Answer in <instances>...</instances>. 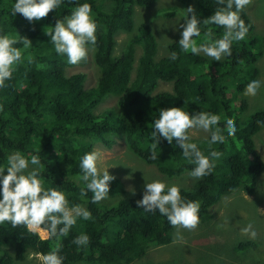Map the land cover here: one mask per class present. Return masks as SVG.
Here are the masks:
<instances>
[{
	"label": "trees",
	"instance_id": "trees-1",
	"mask_svg": "<svg viewBox=\"0 0 264 264\" xmlns=\"http://www.w3.org/2000/svg\"><path fill=\"white\" fill-rule=\"evenodd\" d=\"M157 1L0 0V219H10L0 222V264L23 262L27 254L48 264H152L146 257L172 243L177 219L203 226L213 207L264 172L254 150L264 110L247 113L240 100L259 76L264 36L251 35L233 54L225 43L226 12L236 10L243 21L241 8L251 0H173L172 12L184 14L191 36L171 42L156 60V37L132 11ZM69 19L93 27L87 38L96 48L94 87L85 88L86 73L65 71L62 53L75 55L58 32ZM121 33L128 43L115 56ZM160 82L171 91L157 92ZM110 98L113 106L96 114ZM189 126L206 139H190ZM111 137L161 176L198 181L189 190L159 187L130 197L123 177L92 172V143L109 148ZM30 184L43 196L29 193ZM64 205L79 211L64 215ZM244 243L235 246L238 254L251 251Z\"/></svg>",
	"mask_w": 264,
	"mask_h": 264
},
{
	"label": "rangeland",
	"instance_id": "rangeland-1",
	"mask_svg": "<svg viewBox=\"0 0 264 264\" xmlns=\"http://www.w3.org/2000/svg\"><path fill=\"white\" fill-rule=\"evenodd\" d=\"M172 1L158 0L148 9L134 7L132 11L136 24H148L156 37V60L167 55L166 47L171 42L185 41L191 36L192 26L188 21L183 20L181 16L184 14L181 11L176 10V15L173 14L172 11L175 6L170 5ZM263 5L264 0H251L246 8V13L249 18L254 20L256 31L259 32L260 36L261 34L264 36ZM74 21L76 19H69L67 24L61 26L65 40L74 43L73 48H77L76 52L86 55L87 60L90 61L96 48L90 46L92 43H82L79 39L80 31L83 33L88 28V23L84 20H79L77 23ZM134 33H137V28ZM116 41L113 55L118 56L121 54L123 46L128 43V34H119ZM140 54L141 51L138 49L135 58L138 59ZM62 56L69 61L68 64H65L67 75L79 72L86 73L85 88L94 87L97 80L92 63L89 62L87 66L79 67L78 62L67 53H62ZM257 67L259 76L240 95V100L248 104L247 113L254 111L255 108L264 110V55L258 58ZM46 85L48 84L45 83L43 87ZM50 87L52 88V86ZM26 88V86L22 87V89ZM156 90L157 92L171 91V85L160 82ZM114 102V98L106 100L96 108L95 113L99 114L102 110L112 107ZM46 120L50 121V117ZM188 134L190 139L197 140H204L207 135L204 130H198L193 126H189ZM111 138L114 142L110 146L111 148H106L101 143H92L90 157L92 172L103 176L117 175L123 177L121 182H123L122 184L130 197L149 192L154 193L153 191L159 187L165 190H189L188 188H191L193 183L198 181L197 177L191 174L165 178L153 166H148L137 159L127 150L122 140L115 137ZM254 150L264 167V129L254 137ZM136 178H139L141 182H137ZM78 183L81 184L82 182L78 181ZM251 183L250 188L238 189L231 196L225 198L221 205L213 207L210 210L213 218L201 227L183 217L177 219L174 231L171 233L172 243L169 246H162L153 250L146 257V260L152 261V264H166L167 262L172 264H264V172L257 179H252ZM2 185L3 175L0 172V188ZM29 193L43 196L44 191L42 187L30 184ZM166 193H168L166 199L172 197L169 194L170 191H166ZM62 211L64 215H72L79 210H71L64 205ZM235 216L241 218L243 223L238 225ZM32 224L34 225V223H28L26 229L37 233L41 239L48 238L47 231V234L44 235L40 232L41 227L36 224L31 226ZM244 242L250 243L251 251L238 254L235 246L238 244L246 245ZM24 260L17 264H48L36 254H27Z\"/></svg>",
	"mask_w": 264,
	"mask_h": 264
},
{
	"label": "clouds",
	"instance_id": "clouds-1",
	"mask_svg": "<svg viewBox=\"0 0 264 264\" xmlns=\"http://www.w3.org/2000/svg\"><path fill=\"white\" fill-rule=\"evenodd\" d=\"M249 4L244 5L241 9V12L244 14V20L241 21L239 17L235 15L236 10H233L232 8H229V12H226L225 14V25L227 27V34L225 35V43L226 47L229 49V52L233 54L234 49L238 46H241L242 42H246L248 38L253 35V36H258L259 32L256 31L255 25H254V20L249 18L248 14L246 13V8L248 7ZM246 18L249 21V24L246 22ZM86 23L91 24L90 20L88 19H82ZM68 20L64 21L63 24L59 26V34L65 39V36L62 32L61 26L67 24ZM79 20L74 21L77 23ZM93 27H89L84 31L85 32V38H84V32L82 33L80 31L79 34V39L82 41V43L88 42L87 36L90 34H93ZM75 29V28H74ZM77 29V28H76ZM84 30V29H81ZM68 41V40H66ZM71 48H73L74 43L69 41V45ZM77 48H73V51L75 56H71L68 51H64V53H67L72 59L76 60L78 62L79 67L87 66L88 63L90 62L91 64V59L90 61L87 60L86 55H81L80 53H77ZM213 54H217L219 56H222L217 50H211ZM212 54V55H213ZM92 58V56H91ZM81 73V72H79ZM245 91V90H244ZM244 93V92H243ZM207 136V135H206ZM101 177H105V175H99ZM4 222L5 221H10L9 217L7 214H3L1 218ZM177 221V220H176ZM177 223V222H176Z\"/></svg>",
	"mask_w": 264,
	"mask_h": 264
},
{
	"label": "bare ground",
	"instance_id": "bare-ground-1",
	"mask_svg": "<svg viewBox=\"0 0 264 264\" xmlns=\"http://www.w3.org/2000/svg\"><path fill=\"white\" fill-rule=\"evenodd\" d=\"M35 225V224H34ZM33 224L31 225V226H34ZM40 232L42 233V234H44V235H46L47 234V232H45L44 230H42V229H40Z\"/></svg>",
	"mask_w": 264,
	"mask_h": 264
},
{
	"label": "crops",
	"instance_id": "crops-1",
	"mask_svg": "<svg viewBox=\"0 0 264 264\" xmlns=\"http://www.w3.org/2000/svg\"><path fill=\"white\" fill-rule=\"evenodd\" d=\"M45 231V230H44ZM46 232V231H45Z\"/></svg>",
	"mask_w": 264,
	"mask_h": 264
}]
</instances>
